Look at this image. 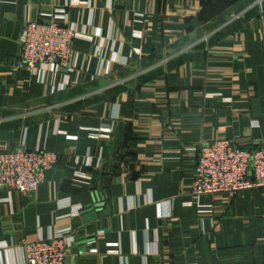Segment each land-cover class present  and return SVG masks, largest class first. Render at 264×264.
Wrapping results in <instances>:
<instances>
[{
	"label": "crops",
	"instance_id": "obj_1",
	"mask_svg": "<svg viewBox=\"0 0 264 264\" xmlns=\"http://www.w3.org/2000/svg\"><path fill=\"white\" fill-rule=\"evenodd\" d=\"M84 1L0 0V151L59 155L33 193L0 187V264L66 226L70 264H264V186L187 204L193 146H264V0ZM61 7L69 64L20 67Z\"/></svg>",
	"mask_w": 264,
	"mask_h": 264
},
{
	"label": "built area",
	"instance_id": "obj_2",
	"mask_svg": "<svg viewBox=\"0 0 264 264\" xmlns=\"http://www.w3.org/2000/svg\"><path fill=\"white\" fill-rule=\"evenodd\" d=\"M84 2L70 0L69 4ZM39 17V20L27 22L19 34V66L37 73L52 69L55 63L69 64L72 41L80 37L75 27L63 23L64 8L41 12ZM191 150L196 153V159L191 201L187 204H194L199 214L212 212L210 203L200 202L201 195L234 194L264 186V146L247 148L234 139L220 138L193 146ZM58 159L56 152L47 149L19 147L0 151V187L9 192L33 193L43 182L45 172L52 169ZM69 231L70 226L58 227L46 237L25 242L18 264H66L69 249L75 242Z\"/></svg>",
	"mask_w": 264,
	"mask_h": 264
},
{
	"label": "water",
	"instance_id": "obj_3",
	"mask_svg": "<svg viewBox=\"0 0 264 264\" xmlns=\"http://www.w3.org/2000/svg\"><path fill=\"white\" fill-rule=\"evenodd\" d=\"M93 216H84L83 221L87 222L89 220V218H92ZM92 230H87V234H92ZM91 236V235H90ZM79 251H81V249H78V247H73L71 249L72 254H77ZM66 264H70V258L66 257Z\"/></svg>",
	"mask_w": 264,
	"mask_h": 264
},
{
	"label": "rangeland",
	"instance_id": "obj_4",
	"mask_svg": "<svg viewBox=\"0 0 264 264\" xmlns=\"http://www.w3.org/2000/svg\"><path fill=\"white\" fill-rule=\"evenodd\" d=\"M61 8H64V9H65L66 7H61ZM50 12H51V11H50ZM47 13H49V12H47ZM39 15H40V14H39ZM66 15H67V12H66V9H65V17H66ZM39 19H40V17H39ZM39 19H38V20H39ZM46 20H47V19H46ZM64 22H65V20L63 21V23H64ZM64 24H66V23H64ZM72 42H73V41H72Z\"/></svg>",
	"mask_w": 264,
	"mask_h": 264
}]
</instances>
